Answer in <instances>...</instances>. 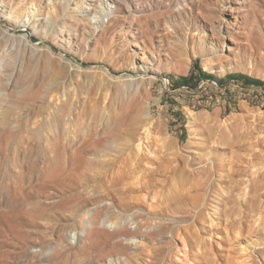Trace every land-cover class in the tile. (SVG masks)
Wrapping results in <instances>:
<instances>
[{
	"label": "rangeland",
	"instance_id": "1",
	"mask_svg": "<svg viewBox=\"0 0 264 264\" xmlns=\"http://www.w3.org/2000/svg\"><path fill=\"white\" fill-rule=\"evenodd\" d=\"M252 110L264 0H0V264H264Z\"/></svg>",
	"mask_w": 264,
	"mask_h": 264
},
{
	"label": "bare ground",
	"instance_id": "2",
	"mask_svg": "<svg viewBox=\"0 0 264 264\" xmlns=\"http://www.w3.org/2000/svg\"><path fill=\"white\" fill-rule=\"evenodd\" d=\"M84 4V3H82ZM79 6V5H78ZM80 8V6H79ZM73 21V20H72ZM92 24V23H91ZM77 25V24H76ZM103 25V24H102ZM44 26V25H43ZM56 28V25L54 27H50L49 25V30L53 32V29ZM65 30L69 33H72L74 31H76V26H65ZM33 29V28H32ZM83 31V30H82ZM75 35V34H74ZM23 38V37H22ZM26 37L24 36V39ZM23 41V40H22ZM27 41V40H26ZM22 43V42H21ZM29 44V43H27ZM32 45V44H31ZM38 52V50H37ZM142 62V61H141ZM209 67V66H208ZM206 69H207V66H206ZM208 70V69H207ZM79 71V70H78ZM224 72V71H223ZM191 115V114H190ZM248 118H251L253 119L252 122H258V121H262L264 122V112L262 111H259V110H252V111H248L247 114H240V115H232L228 118V120H237V121H240L241 123H245L246 120ZM225 123V121H224ZM135 150H136V156H137V152H140V144H137V147H133ZM99 156V155H98ZM136 159H134L133 162H135ZM136 169L140 166V161L136 163ZM129 168H132V166H130ZM138 171V170H137ZM111 208H106L105 210H109ZM106 218H110L112 220V224H117L118 221H123L125 220V215L123 214H118V213H113L111 215H107ZM104 220V217L101 215V209L99 208H96L93 210V213L91 214V216L89 217V221H88V224H87V228L88 230H93V229H96ZM134 221V219H132ZM140 226L139 224H137V229H139ZM133 235H138V232L137 231H129L128 232V236H133ZM153 235H155V232L154 233H146L145 234V238H149V237H152ZM130 249L129 246H126L124 249H122L120 252H118L119 254H122V255H126L127 251ZM95 263H100L101 260H95L94 261Z\"/></svg>",
	"mask_w": 264,
	"mask_h": 264
}]
</instances>
